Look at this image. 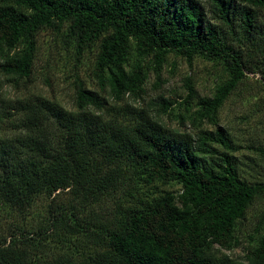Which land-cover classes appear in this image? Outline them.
Returning a JSON list of instances; mask_svg holds the SVG:
<instances>
[{"label": "trees", "instance_id": "obj_1", "mask_svg": "<svg viewBox=\"0 0 264 264\" xmlns=\"http://www.w3.org/2000/svg\"><path fill=\"white\" fill-rule=\"evenodd\" d=\"M261 14L264 0H0V67L7 76L31 77L37 35L52 29L79 57L98 46L101 87L93 91L78 80L74 110L40 96L0 110V126L13 127L0 131V204L24 216L38 197H50L39 234L82 233L93 251L44 259L32 233L17 229L0 232V264H238L217 258L215 250L239 244L237 225L264 197V182L243 180L235 155L248 148L264 159V148L235 144L223 127L196 138L165 132L147 112L133 113L127 99L144 94L147 58L158 70L171 54L221 62L226 80L191 116L193 123L214 122L248 74H257L253 52L264 55V46L246 55L240 46L258 30ZM259 73L264 86V69ZM188 90L184 101L191 108L196 91ZM126 102L130 118L121 117ZM171 108L170 102L165 112ZM168 182L181 193L116 209L106 219L94 212L125 185L133 192L140 184ZM259 233L252 264H264Z\"/></svg>", "mask_w": 264, "mask_h": 264}, {"label": "rangeland", "instance_id": "obj_2", "mask_svg": "<svg viewBox=\"0 0 264 264\" xmlns=\"http://www.w3.org/2000/svg\"><path fill=\"white\" fill-rule=\"evenodd\" d=\"M257 27L256 33L240 46L245 55L253 46L254 50L264 46L262 14L257 19ZM37 44L38 51L30 78L9 77L0 67V110L5 103L39 96L55 101L68 110H74L78 80L85 88L100 91L101 87L96 77L98 46L79 57L74 47H67L63 38L52 29L40 31L37 35ZM253 53L257 74H248L249 78L230 96L214 118V122L193 123L191 118L199 110L200 101L211 99L217 86L227 78V72L221 62L209 61L202 57L188 62L171 54L161 70H158L159 66L153 57L143 60L144 66L148 69L144 94L140 99H127L128 103L133 107V113L147 112L165 132L179 131L196 138L202 131L215 132L219 127H223L235 144L264 148V86L260 83L259 73L264 69V55ZM134 61L135 58L126 66L127 71L131 70ZM1 62L0 57V64ZM189 86H193L196 91L191 108H187L184 101ZM104 96L107 97L106 94ZM170 102L172 108L166 113L165 108ZM122 107L124 109L121 117L130 118L131 110L127 108V102ZM12 129L9 121L0 126V131L4 134L11 133ZM235 156L243 180L248 183L264 182V159L260 155L244 148ZM217 158L219 156L206 158V164L210 165ZM129 187L130 185H125L112 192L94 207L99 219L110 217L116 209L136 207L168 192L179 195L182 191L176 182L157 183L151 187L140 184L139 188L134 186L133 192H130ZM50 203V197L40 196L35 200L31 211L24 216L11 213L0 204V232L5 236L17 233V229L32 233L30 237L34 239L36 254L37 256L41 254L44 259L53 258L58 254L78 258L91 254L92 243L82 233H76L74 236L63 232L55 234L53 231L43 236L39 234L42 223L48 219ZM258 230L260 235L264 233V197L258 199L250 207L245 218L238 223L236 237L239 244L231 250H215V256L229 257L238 264H252L251 250L257 245Z\"/></svg>", "mask_w": 264, "mask_h": 264}]
</instances>
